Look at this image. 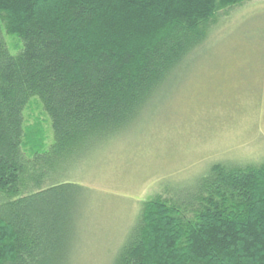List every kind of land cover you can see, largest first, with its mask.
<instances>
[{"label": "trees", "instance_id": "16d2710c", "mask_svg": "<svg viewBox=\"0 0 264 264\" xmlns=\"http://www.w3.org/2000/svg\"><path fill=\"white\" fill-rule=\"evenodd\" d=\"M246 1L0 0V264H69L63 223L80 196L58 169L134 123ZM34 97L50 149L25 127ZM114 264H264V164H215L186 194L151 197Z\"/></svg>", "mask_w": 264, "mask_h": 264}, {"label": "rangeland", "instance_id": "374dc122", "mask_svg": "<svg viewBox=\"0 0 264 264\" xmlns=\"http://www.w3.org/2000/svg\"><path fill=\"white\" fill-rule=\"evenodd\" d=\"M6 41L16 55L19 42ZM24 117L50 149L52 122L38 97ZM219 163L264 164V0L222 12L134 123L58 169V184L80 196L63 223L69 264H114L144 202L186 194Z\"/></svg>", "mask_w": 264, "mask_h": 264}]
</instances>
